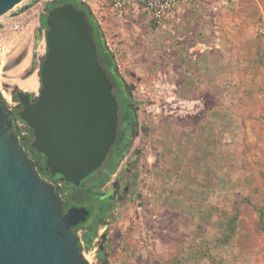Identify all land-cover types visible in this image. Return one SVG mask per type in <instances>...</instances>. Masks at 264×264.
<instances>
[{
	"label": "rangeland",
	"instance_id": "rangeland-1",
	"mask_svg": "<svg viewBox=\"0 0 264 264\" xmlns=\"http://www.w3.org/2000/svg\"><path fill=\"white\" fill-rule=\"evenodd\" d=\"M82 1L137 117L129 151L99 190L122 174L123 193L88 247L77 231L83 257L264 264V0H193L160 24L143 11L116 18L110 0ZM50 2L22 0L0 16V96L17 109L15 90L39 92Z\"/></svg>",
	"mask_w": 264,
	"mask_h": 264
},
{
	"label": "water",
	"instance_id": "water-1",
	"mask_svg": "<svg viewBox=\"0 0 264 264\" xmlns=\"http://www.w3.org/2000/svg\"><path fill=\"white\" fill-rule=\"evenodd\" d=\"M22 0H0V16ZM46 48L35 98L18 89L17 114L31 129L30 146L49 174L80 186L104 162L117 133L118 100L102 67L84 13L73 3L45 13ZM89 211L63 209L0 106V264H88L71 230Z\"/></svg>",
	"mask_w": 264,
	"mask_h": 264
},
{
	"label": "trees",
	"instance_id": "trees-1",
	"mask_svg": "<svg viewBox=\"0 0 264 264\" xmlns=\"http://www.w3.org/2000/svg\"><path fill=\"white\" fill-rule=\"evenodd\" d=\"M66 2L73 3L76 8L83 11L87 25L96 43L98 59L102 67L105 69L108 77L112 81L113 93L118 100L119 121L115 141L111 146L103 164L89 177H87L86 181H82V187L79 188V190L83 191L84 197L82 198V201H85L92 213L98 211V214H103V217H108L110 213H101V209L98 210L97 206H94L96 201L100 200V197L96 196L92 191H89V189L97 188L104 182L108 181L118 167L120 161L129 151L131 142L137 131V117L133 109L134 103L129 94L128 88L124 80L117 73L114 56L106 46L99 22L90 11L89 7L82 0H53V2L48 3L47 9L54 5ZM40 23L43 28L46 29L45 14L41 16ZM28 133L29 136L23 138V146L32 149V147L30 146V142L32 139L30 128H28ZM36 154L38 156L35 158V164L37 169H39L41 172L39 173L40 176L47 177L52 180L51 175L41 162V159H43L44 157L40 156L38 153ZM54 182H58V180L55 179ZM76 202L81 203V200L78 199ZM71 230L76 235L78 230H82L81 239L84 242L85 247H88L97 234V218H93L91 221H85L80 224L78 223L73 226ZM81 239L78 238V246L80 247V250L82 248ZM97 257L100 262H102L105 259L104 252L102 250H99L97 253Z\"/></svg>",
	"mask_w": 264,
	"mask_h": 264
},
{
	"label": "flooded vegetation",
	"instance_id": "flooded-vegetation-1",
	"mask_svg": "<svg viewBox=\"0 0 264 264\" xmlns=\"http://www.w3.org/2000/svg\"><path fill=\"white\" fill-rule=\"evenodd\" d=\"M15 91H17V90H15ZM15 91H14V96H13L14 99L16 98L15 97ZM30 96L32 98V95L31 94H30ZM16 101H18V99ZM0 106L3 108V111L6 113L7 117L11 120L14 133L17 136V130H16L15 120H16V117L18 116L17 112L20 109V103H19V109H17L18 106H15V105L9 106V105L5 104L3 102L1 96H0ZM25 128H26V130L28 132V127H27L26 124H25ZM19 144L22 146V148L24 149V151L27 153L28 157L31 159V161L34 164V166H35L36 170L38 171V173H41L40 170L37 169L36 164H35V162H36L35 161V158L38 156L36 154L37 152L33 148L31 149V148H28V147H24L23 146L24 145L23 144V138H19ZM39 155L42 156L41 154H39ZM41 160H44V158L41 159ZM43 165H44V163H43ZM115 171H114V173H115ZM112 175H111V177H112ZM45 179L48 182H50V183H52L54 185V187L56 188V191L58 193H59L58 187L53 183V181H55V179H57L58 182H61L62 183V186L65 189L66 188L68 189V192L66 193V196L65 197H62L64 211H66L69 207H72V206H77V207L83 206V207H85L89 211L88 217L85 220L79 222V224L82 223V222H85V221H91L93 218L94 219L97 218V222L100 221L102 218H105V217H103L104 216L103 214L102 215L101 214H98V211H95L94 213H92V211L88 208V205L85 203V201L84 200L82 201V198L84 197L83 196V191L79 190V188L82 187V185H81L82 183L80 184V186L74 187V186H72L70 184H64L63 181H61V179H60L59 176L52 177V180H50L47 177ZM108 181L104 182L101 186H99L97 188H90L89 189V191H92L96 196L100 197V200L96 201V203H95L94 206H97L98 210L101 209V213H107V214L108 213H111L112 208H113V206L115 204V200L123 193V190H124V187H125V184H126V180H125L124 176L122 174H120L118 176V179L115 180V182H113L111 184L109 191H107L106 193L99 192V190L101 189V187H103ZM78 199L81 200V203H77L76 202Z\"/></svg>",
	"mask_w": 264,
	"mask_h": 264
},
{
	"label": "built area",
	"instance_id": "built-area-1",
	"mask_svg": "<svg viewBox=\"0 0 264 264\" xmlns=\"http://www.w3.org/2000/svg\"><path fill=\"white\" fill-rule=\"evenodd\" d=\"M191 1L193 0H110V10L116 18H124L128 13L143 11L156 23L160 24L168 19L181 5ZM15 124L18 139L24 138L22 127L24 122L17 116Z\"/></svg>",
	"mask_w": 264,
	"mask_h": 264
},
{
	"label": "bare ground",
	"instance_id": "bare-ground-1",
	"mask_svg": "<svg viewBox=\"0 0 264 264\" xmlns=\"http://www.w3.org/2000/svg\"><path fill=\"white\" fill-rule=\"evenodd\" d=\"M29 82H31V80H29Z\"/></svg>",
	"mask_w": 264,
	"mask_h": 264
},
{
	"label": "crops",
	"instance_id": "crops-1",
	"mask_svg": "<svg viewBox=\"0 0 264 264\" xmlns=\"http://www.w3.org/2000/svg\"><path fill=\"white\" fill-rule=\"evenodd\" d=\"M97 21H99V20L97 19Z\"/></svg>",
	"mask_w": 264,
	"mask_h": 264
}]
</instances>
